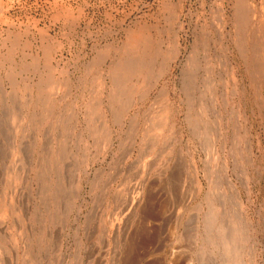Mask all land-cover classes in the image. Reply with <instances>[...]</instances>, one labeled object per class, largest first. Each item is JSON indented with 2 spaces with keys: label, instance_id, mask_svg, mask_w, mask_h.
Listing matches in <instances>:
<instances>
[{
  "label": "rangeland",
  "instance_id": "rangeland-1",
  "mask_svg": "<svg viewBox=\"0 0 264 264\" xmlns=\"http://www.w3.org/2000/svg\"><path fill=\"white\" fill-rule=\"evenodd\" d=\"M0 264H264V0H0Z\"/></svg>",
  "mask_w": 264,
  "mask_h": 264
},
{
  "label": "bare ground",
  "instance_id": "bare-ground-1",
  "mask_svg": "<svg viewBox=\"0 0 264 264\" xmlns=\"http://www.w3.org/2000/svg\"><path fill=\"white\" fill-rule=\"evenodd\" d=\"M157 20V19H156ZM155 27V26H154ZM148 31V30H147ZM134 36V35H133ZM136 38V37H135ZM140 39V38H139ZM138 41V40H137ZM139 42V41H138ZM129 43V42H128ZM135 44V43H134ZM138 44V43H137ZM153 45V44H152ZM155 45V44H154ZM157 45V44H156ZM159 45V44H158ZM133 47V46H132ZM154 48V47H153ZM154 50V49H153ZM156 50V49H155ZM137 54V53H136ZM45 62V61H44Z\"/></svg>",
  "mask_w": 264,
  "mask_h": 264
}]
</instances>
